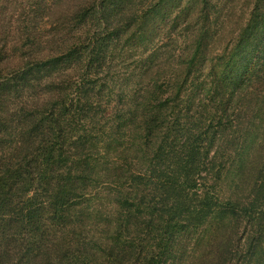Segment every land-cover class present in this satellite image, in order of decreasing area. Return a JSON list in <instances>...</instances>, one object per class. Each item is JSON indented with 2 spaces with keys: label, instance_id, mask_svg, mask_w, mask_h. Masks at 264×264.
I'll return each instance as SVG.
<instances>
[{
  "label": "trees",
  "instance_id": "trees-1",
  "mask_svg": "<svg viewBox=\"0 0 264 264\" xmlns=\"http://www.w3.org/2000/svg\"><path fill=\"white\" fill-rule=\"evenodd\" d=\"M13 1L0 264H264V0Z\"/></svg>",
  "mask_w": 264,
  "mask_h": 264
},
{
  "label": "rangeland",
  "instance_id": "rangeland-1",
  "mask_svg": "<svg viewBox=\"0 0 264 264\" xmlns=\"http://www.w3.org/2000/svg\"><path fill=\"white\" fill-rule=\"evenodd\" d=\"M248 1L247 0H230V4L233 5V9L232 12H230L229 16H228V20L226 23V29H229L231 27H233L235 24L237 25V20L239 18H241L242 15V10H245L246 8V3ZM35 4H36V0H14L13 3H10V11L12 13L13 19H12V25H19V26H23L28 24V21H26V17L27 15H29L33 10H35ZM242 9V10H241ZM44 21L47 20V17L44 16L43 18ZM42 25V24H40ZM125 48V46L122 44L120 46H118V48L116 49V51L112 53H110L109 55V62L111 63V67L109 69H103L101 71L102 74L106 73L109 77L111 75H113L114 77L117 74H124L126 72V70H128V68H132L134 67V65L137 63V56L136 55H130L131 57L126 58V59H122L121 61H119V55L121 50H123ZM119 54V55H118ZM120 63H119V62ZM108 62V64H109ZM115 64H120L121 65V71L119 73V67L115 68ZM107 79V78H105ZM107 87H104V90H106ZM187 255V252L185 253L184 257ZM190 255V254H189ZM185 263V262H183Z\"/></svg>",
  "mask_w": 264,
  "mask_h": 264
}]
</instances>
